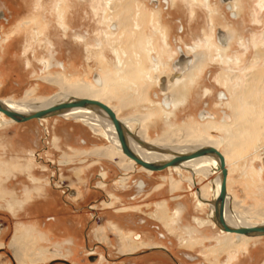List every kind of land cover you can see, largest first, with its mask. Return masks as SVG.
I'll return each instance as SVG.
<instances>
[{
  "label": "rangeland",
  "instance_id": "obj_1",
  "mask_svg": "<svg viewBox=\"0 0 264 264\" xmlns=\"http://www.w3.org/2000/svg\"><path fill=\"white\" fill-rule=\"evenodd\" d=\"M164 1L156 7L152 0H0V11L5 13L0 20V98L36 104L63 93V84L71 90L85 86L91 99L107 103L122 118L135 119L138 123L132 129L145 128L148 140L167 136V142L212 145L227 159L235 208L249 214L252 222L262 223L264 8H258L257 0H235L232 16V9L220 0H210L213 12L203 6V0ZM59 4L65 7L66 27L58 22ZM159 15L162 24L170 26L173 48L194 47L198 59L193 73L201 75L187 91L182 83L174 84L173 97L184 101L189 91L191 95L171 118L175 108L163 109L158 86L140 75L137 58L144 59L142 69L156 64L142 47L139 31L133 34L126 22L140 20L141 29L156 39L152 48L158 50L157 62L169 67L174 54L164 52L159 37L153 35ZM113 24H121L114 38L107 35ZM218 31L230 36L227 47L217 40ZM114 47L122 59L120 75ZM156 69V78L170 74L169 68ZM96 74L99 84L94 81ZM207 89L210 94L205 95ZM202 110L212 111L215 118L201 119ZM1 122L0 116V264H95L91 254L102 264H222L228 256L231 264H264V237H249L238 244L235 234L220 231L222 235L214 229L209 206L188 182H200L203 196L211 199L203 177L185 169L146 172L121 153L112 159L98 157L93 152L114 150L115 145L74 119L53 116ZM94 202H98L96 210L90 211ZM118 208L125 212L117 213ZM116 227L142 237L145 244L136 248L140 254H121L134 243L122 238ZM204 235L212 240H204ZM102 239L107 240L109 252L101 245L89 249ZM155 241L176 255L159 251L164 259L158 251L142 253ZM247 244V251L237 252ZM59 248L63 255L54 252ZM214 248L220 261L210 252ZM108 258L116 262L109 263Z\"/></svg>",
  "mask_w": 264,
  "mask_h": 264
},
{
  "label": "bare ground",
  "instance_id": "obj_2",
  "mask_svg": "<svg viewBox=\"0 0 264 264\" xmlns=\"http://www.w3.org/2000/svg\"><path fill=\"white\" fill-rule=\"evenodd\" d=\"M221 1L224 2V3H227L226 5H228L229 9L230 8L232 9V16H235L236 13H235V11L232 8L231 0H221ZM166 2H168V1H166ZM194 2H196V1L193 0L192 4H194ZM236 3L237 2L233 3V7L234 8L236 7ZM187 4H189V3H187ZM203 5L208 8L209 12H213L214 11V10H211L212 6H211L210 0H203ZM257 5H258L259 9H263L264 8V0H257ZM110 9L111 8L109 6V10ZM57 11H58L57 14H58V16L60 18V20H58V22H60V26L66 27L65 21H64L65 16H66L65 15V13H66L65 12V7L63 5L59 4L58 8H57ZM151 14H152L151 19H154L153 15H155V14H153V13H151ZM141 16H143V15H141ZM134 19H135V17H134ZM126 22H128L127 23V27L131 28L130 31L132 33H136L137 31H139V33H140L139 34L140 35L139 39L143 40L142 41V43H143L142 47L145 49L146 52L150 51L151 47H154V44H152L153 43V41H152L153 37L149 36V35H145L143 33V31L141 29L142 28V24L139 22V20L138 21L137 20H134V21H130L129 20V21H126ZM130 22L131 23L134 22V23H132V26H130ZM156 23H157V26H155V28H156L157 31H160V33L162 34L161 38L165 42V36H166L165 35V26L160 22V20H156ZM120 26H121V24L120 25L118 24V28ZM110 31L107 33V35H111L114 38V35H115L114 31L115 30H113L111 28V26H110ZM223 33L225 35L224 38L222 37ZM218 38H219V41H221L222 44L226 45L228 43V36H227L226 32L219 31L218 32ZM113 41H115V40H113ZM229 41H230V36H229ZM254 42L256 43L255 39H254ZM228 45H229V43H228ZM89 46H91V45L89 44ZM221 46L222 47H227V46H223V45H221ZM162 47H163L164 52H167V53L169 52V51H167L166 48H164V46H162ZM162 47H160L161 50H162ZM121 49H122V47H121ZM188 49L192 50L194 52V50H193L194 47L188 46ZM223 49H225V48H223ZM112 51L117 56L116 58L118 59V75H120V73H119L120 69H121V67H123L122 66L123 65L122 64V59L119 58V57H121L120 56V51L116 47L112 48ZM259 54L260 53L257 52V56L255 57V59L256 58L258 59ZM194 55H196V54H194ZM138 56L140 57L141 55L139 54ZM219 56L222 57L221 54H219ZM196 59H198V58L195 57V61H196ZM142 61H143V57L138 60V64L140 66L142 65ZM191 62H192V57L186 56V55H184L182 53V58L180 60L176 61V63L174 64V68L176 70V73L173 74L171 76V78H170L171 81H174L175 79L179 78V79L176 80L175 83H182L184 88H185V91H187L189 83L191 81H194L195 78L200 75V74L198 75V73H197V76H196V74L193 73V70L196 67V63H193V65L191 67ZM255 62H256V60H254V63ZM155 64L156 65L154 66V68H150V69H142L141 68V73L144 76L148 77L149 79H152V80L156 81V79H154V76H153L152 72L154 70H157L156 67L157 68H161L162 66H165L166 64H164L163 61H160L159 63L157 62ZM190 67H191V69L189 70ZM199 69H200V67H199ZM187 70H189V71L186 72ZM258 76H259V74L257 72L252 75V77H253L252 80L254 81V84L256 83ZM100 80H101L100 76L98 74H96L94 76L95 83L99 84ZM250 82H251V78H248L247 79V84H249ZM62 87L65 89L63 93L56 94V95L52 96V98H50L48 101H41V102L36 103V104H33L32 101H19V100H14V99H1V98H0V100L3 103V105L6 106L7 108H9V109H11L13 111H17V112L26 114V113H32L34 111L46 109L48 107H51L53 105H56L58 103H61V102L67 101V100H71V99H74V98H80V96H78V95L75 96L73 93L81 92V94L86 95V96H83V97H89V96H87L88 94H86L88 88L85 87V86L75 87L74 90L69 89L68 88L69 86H67L65 84H63ZM207 91L208 92L205 95L210 94L209 93L210 90L207 89ZM70 94L73 95L74 97H71ZM165 96H167L169 98L170 94L165 95ZM174 96H175V100H174L175 105H177L178 103H181V100H178V98L176 97L177 95L174 94ZM222 97L226 98V94L224 93ZM171 102L172 101H169L170 104H171ZM165 104L166 105H170V104H167V103H165ZM204 112H206V110H203L200 113L201 119L210 118V117H208L209 114L206 115L207 117L201 115ZM3 114L4 113H2L0 111V116L2 118V122H1L2 125L10 124V123H13L15 121L14 119L6 116L5 114H4L5 115L4 116ZM223 114L225 116V119L227 121H229L230 118H228V115L226 114V112H223ZM53 116H59V117L65 118V119L68 118V119H74V120L80 121L84 125L89 127L92 130V132H94L97 135L106 137L109 140V142H111V143H113L115 145V148L112 146L114 148V150L110 149V147H107L104 150L102 149V150H97V151L93 152L94 155H96L98 157H104V158H111L112 159V158L115 157L116 154L121 153L128 161L131 162L132 165H136L137 164L133 159H131L130 157L128 158V156L123 153V151L121 149V143H120L119 138H118L116 127L113 124V122L110 120L109 116L107 115V113L104 110H102V109H100L98 107H95V106L74 107V108L62 110V111L58 112L57 114L52 115L50 117H53ZM45 118H49V117H45ZM45 118H39V119L41 120V119H45ZM211 118H213L212 114H211ZM121 121L125 124L127 129L132 133V134L126 133L127 140H128L130 148L137 155H139L143 160L148 161V162L170 161L172 159H175L178 154L193 153L194 151H196L197 149H199V148H201L203 146H208L207 144H198V143L195 144V143H192V142H178V141H175V140L172 141V142H167L166 140H168V138H169L167 136H162V137H160L157 140H152L151 141V140H148L146 138L145 128L141 127V129L138 131V134L135 133V132H132L130 130L131 124L134 123V122H137L135 119H132V118L124 119L123 118ZM15 122H17V121H15ZM230 122L231 121H229V123ZM133 141H135L136 143H133V145H132ZM201 142L207 143L205 141H201ZM175 143H180V144H175ZM225 163H226L225 165L227 167V159H226V157H225ZM263 163H264V158H263ZM220 165H221V163H220L219 157L216 156V155H210L209 154V155L193 157V158H190L188 160H185V161L181 162L179 165L171 166V167L166 168V169L173 168V169H177V170L185 169L188 172L191 171L193 176H198L199 175V176L203 177L208 182L209 189L211 191V201H210V199L205 198V195L203 196V193H204L203 192V185L200 182L199 183H195L193 180H190V179L188 180V182L191 184V186L194 187V189H195L194 192L196 193L198 198L202 195L201 196L202 197L201 200L203 202H205L204 204H206V207H207V205L209 206L208 217L213 221V223L217 227H218V225L215 222V208H216L215 207V199L217 198V196L220 193L222 179H223L222 169H221ZM138 166H140L141 170H143V171H146V172L147 171L148 172L153 171V170H149V169H147V168H145V167H143L141 165H138ZM121 168H123V166ZM129 168H132V166H125L124 169H129ZM227 170H228V168H227ZM228 176H229V170H228V174H227V195H226V203H225V220L228 223V225H230L232 227H242V226L249 227V226H255V225L264 224V221L262 223H258V224L252 222L251 221L252 220L251 216L249 214L241 212L240 210L235 208V205H236L237 202L233 201L234 199H233V197L230 194V191H229V188H228ZM205 194H206V191H205ZM122 210H124V209H122ZM222 231H224V230H222ZM224 232H228V231H224ZM228 234H229V236L232 235V234H235L237 241L241 240V238L244 239L246 237H264V235H244V234H238V233H232V232H228ZM237 243H239V242H237Z\"/></svg>",
  "mask_w": 264,
  "mask_h": 264
},
{
  "label": "water",
  "instance_id": "obj_3",
  "mask_svg": "<svg viewBox=\"0 0 264 264\" xmlns=\"http://www.w3.org/2000/svg\"><path fill=\"white\" fill-rule=\"evenodd\" d=\"M162 85L161 87L165 89V78L162 79ZM168 98V97H166ZM87 106H95L102 110H104L107 115L109 116L110 120L113 122V124L116 127L117 134L119 141L121 143V149L124 154H126L128 157L133 159L138 165H141L149 170L153 171H160L163 169H166L171 166L179 165L181 162L188 160L193 157L203 156V155H216L220 159V167L222 169V184L220 193L215 199V222L218 225V227L224 231L232 232V233H238V234H244V235H264V224L255 225V226H249V227H232L228 225V223L225 220V203H226V195H227V174L228 170L225 163V156L223 153L217 149L216 147H213L211 145L203 146L193 153H184V154H178L175 159H172L170 161H160V162H148L143 160L139 155H137L129 146L127 135L126 133L132 134L125 124L120 120V118L117 116L114 109L109 106L107 103L97 100V99H91L87 97H80V98H74L71 100H67L61 103H58L56 105H53L51 107H48L46 109L34 111L32 113H20L17 111H13L6 106L3 105V103L0 100V111L4 113L6 116L14 119L17 122H26L32 119H39V118H45L50 117L52 115L57 114L58 112L70 109L74 107H87Z\"/></svg>",
  "mask_w": 264,
  "mask_h": 264
},
{
  "label": "flooded vegetation",
  "instance_id": "obj_4",
  "mask_svg": "<svg viewBox=\"0 0 264 264\" xmlns=\"http://www.w3.org/2000/svg\"><path fill=\"white\" fill-rule=\"evenodd\" d=\"M153 2H157V5H156V7H159V3H160V0H152ZM166 1H168V2H166ZM175 2L174 0H165L164 2H166L167 4H169V2ZM221 1V0H220ZM222 2V1H221ZM235 2V0L234 1H231V5H232V8H233V3ZM226 4L227 3H225V6H226ZM204 6V5H203ZM205 7V6H204ZM206 8V7H205ZM155 13H158V10H156V12ZM154 13V14H155ZM159 14V13H158ZM193 14H194V12H193ZM156 16V15H155ZM195 15H193V17H194ZM151 17H152V14H151ZM150 17V18H151ZM5 18V13L3 12V11H0V20L1 19H4ZM159 18H160V15H159ZM162 18H160V19H158L157 18V20H160V22L161 23H163L162 21L163 20H161ZM140 21V20H139ZM116 24V23H115ZM115 24H113V25H111V28L113 29V30H115L116 28H117V26L118 25H115ZM142 24V23H141ZM153 29L156 31V33L155 34H153V35H156V37L158 36L159 38L158 39H160V41L161 42H157V43H160L162 46H164V48H166L167 49V51H169L168 52V54L169 53H171V54H174L173 55V58H172V61H170V64H169V67L167 66V65H165V66H162L163 67V69H165V68H169V70H170V74L169 75H165V76H159L158 78H156L155 77V73H157L156 72V70H154L153 72H152V74H153V76H154V79H156V81L155 80H152V79H149L148 77H146V76H144L142 73H141V69H140V75H142V76H144L145 78H146V80H151V81H153L157 86H158V88H159V92L160 93H162V98L160 99V106L163 108V109H165L166 111H170L172 108L171 107H173V109H174V111H173V113L170 115V118L175 114V111L180 107V106H183V105H185L186 104V102L187 101H189V95H191V92L189 91V93H187V95H186V97H185V99H184V101L183 100H181V103H178V104H180V105H178L177 107H176V105H175V102H174V100H175V97H173V95H172V93H171V89L173 88V86H174V84H176L175 82H176V80L177 79H179V78H177V79H175L174 81H171L170 80V78H171V76L173 75V74H175L176 73V70H175V68H174V64L176 63V61H178V60H180L181 58H182V53L184 54V55H186V56H190V57H192V62H191V67H192V65H193V63H194V61H195V55L193 56V54H194V52L192 51V53H191V50L189 51L187 48H188V46L187 45H185L184 44V47L183 46H181L180 48H173V45L171 44V42H170V38H169V33H170V26L169 25H167V27L165 26V42L162 40V38H161V36H162V34L160 33V31H157L156 30V28H155V26L153 27ZM183 30H184V26H182L181 27V32H183ZM143 31V30H142ZM219 32V31H218ZM143 33L145 34V35H147V33H145V31H143ZM134 34V33H133ZM215 34H216V38H217V40L219 39L217 36H218V33H216L215 32ZM227 34V33H226ZM228 36V43L230 42L229 41V35H227ZM222 37L224 38L225 37V35H224V33H223V35H222ZM0 38H1V35H0ZM154 38V37H153ZM3 40H5L4 38H3ZM2 40V41H3ZM6 41V40H5ZM153 41V43H155L156 42V39H154V40H152ZM219 41V40H218ZM228 43L225 45V46H227L228 45ZM173 49V50H172ZM174 51V52H173ZM153 52H155L156 53V55H153ZM145 54V53H144ZM147 54L148 55H150L151 57H150V59H151V61L154 63V65H155V63H157V56H159L158 55V50H154L153 51V48L151 47V50L150 51H148L147 52ZM153 55V56H152ZM138 60L140 59V58H137ZM149 59V60H150ZM143 63H144V59H143V61H142V65L140 66L141 68H142V66H143ZM167 66V67H166ZM191 67L189 68V70L191 69ZM145 69H150V68H145ZM189 70H187L186 72H188ZM185 72V73H186ZM183 76V75H182ZM181 76V77H182ZM180 77V78H181ZM163 78H166L165 79V89H163L162 87H161V85H162V79ZM194 81H191L190 83H189V85L191 84V83H193ZM189 85H188V87H189ZM188 90V89H187ZM163 91V92H162ZM168 94H170V96H169V98H166L167 96H165V95H168ZM223 94H224V92H220V97L222 98V99H224V97H222L223 96ZM226 94V93H225ZM87 98H89V97H87ZM169 101H172L171 102V104L169 103ZM183 101V102H182ZM165 103H167V104H170V105H166ZM34 104V103H33ZM174 105V106H173ZM165 111V112H166ZM203 111V110H202ZM201 111V112H202ZM200 112V113H201ZM117 113V112H116ZM207 114H209V116L208 117H210L211 118V114L213 115V118H211V119H214L215 118V115H214V113L212 112V111H209V110H206V112H204L203 114H201V115H203V116H206ZM117 116L122 120L123 118L122 117H120L119 115H118V113H117ZM199 116H200V114H199ZM165 117H166V115H165ZM207 117V116H206ZM124 119H126V118H124ZM229 120H231V118L229 119ZM13 123H15V121L13 122ZM132 127H133V123L131 124V128H130V130L132 131V132H135V133H137L138 134V131L140 130H137V131H135V130H133L132 129ZM145 132H146V129H145ZM94 133V132H93ZM97 135V134H96ZM100 136V135H99ZM138 136V135H137ZM139 137V136H138ZM146 138L148 139V136L146 135ZM143 141V140H142ZM133 143H136L135 141H133L132 142V145H133ZM153 144V143H152ZM175 144H180V143H175ZM173 145V144H172ZM129 158V157H128ZM115 161V160H114ZM133 161V160H132ZM135 166H137V164L135 165ZM121 168V167H120ZM140 168V167H139ZM123 169V168H122ZM148 172V171H147ZM151 172V171H150ZM152 173V172H151ZM104 172H101L100 173V177H102L103 179L105 178L104 177ZM129 174H127V176H128ZM143 182H144V187H146V183H145V181L143 180ZM142 182V183H143ZM172 200H176L177 199V197H174V198H171ZM210 201H211V199H210ZM97 205H98V202H94V203H92L89 207H88V209L90 210V211H95L96 210V207H97ZM115 211L117 212V213H123V212H125V209L124 210H121V209H115ZM92 213V212H91ZM99 215V214H98ZM92 216H96V214H92ZM55 219V217L53 218V220ZM96 219H97V216H96ZM209 220V219H208ZM211 220V219H210ZM211 222L213 223V221L211 220ZM114 224V223H113ZM213 225H215L214 223H213ZM212 225V226H213ZM214 227V229H216V230H218V232L219 233H221V232H224V231H222L219 227H215V226H213ZM116 230H118V232L121 234V236H122V238L123 237H128V238H131V241H133V245L130 247V248H127V249H125V250H123L122 252H121V254H124L125 253V255H130V256H135V255H138V254H140V253H137V247H138V244H145L144 243V241H143V239H142V237L141 238H139L140 236H139V234L137 233V232H134V233H132V232H130V231H125L124 229H122V228H120V227H116L115 228ZM206 228H203V232H205L204 230H205ZM221 231V232H220ZM222 235H224L223 233H221ZM226 234H228V232L226 233ZM205 237H203V239L204 240H206V241H211L212 240V238H207L208 236L207 235H204ZM247 238H249V237H246V238H244V239H247ZM253 238H256V237H252L251 239H253ZM258 238V237H257ZM137 239H139V241L137 240ZM236 239V238H235ZM244 239H242L241 238V240H239L238 242H241V241H243ZM185 240V241H184ZM187 238H182V243H187ZM99 241H101V242H103V243H101V242H97V244L95 245V248L93 247V248H89L90 250H94V249H96V247H97V245L98 246H103L104 247V249L106 250V251H110V247H109V245H108V247L105 245V244H107V240L106 239H102V240H99ZM217 242H218V240H217ZM105 243V244H104ZM219 243V242H218ZM239 244V243H238ZM237 244V245H238ZM146 249L144 250V251H142V253H146V252H153V251H158V252H156L159 256H161V257H163L164 259H166V256L163 254V253H161V252H159V251H165V252H171L174 256L176 255L175 253H174V251H173V249H170L167 245H164L163 243H160V242H153V243H149L146 247H145ZM246 248V249H245ZM249 249V247H248V244L245 246V247H242V249H238V251L237 252H240V251H247ZM54 252H56V253H58V254H60V255H63L64 254V251H63V249L62 248H59V249H55L54 250ZM54 252H52V253H54ZM210 252L211 253H215L216 254V259H218L219 261L221 260L220 259V255H219V253L216 251V249L214 248V251L213 250H211L210 249ZM62 253V254H61ZM235 255V254H234ZM91 257H92V259H95L94 261V263L95 264H102V260L98 257L97 258V255H93V254H91ZM107 257H108V255H107ZM233 257V256H232ZM235 257H236V255H235ZM234 257V258H235ZM177 258V257H176ZM231 257L230 256H228V258L227 259H225V261L226 262H223V261H221V262H223L222 264H231L232 263V261H231V263L229 262V259H230ZM233 258V259H234ZM173 259H175L174 257H173ZM232 259V260H233ZM108 261H109V263H114V262H116L114 259H112V258H108L107 259Z\"/></svg>",
  "mask_w": 264,
  "mask_h": 264
},
{
  "label": "crops",
  "instance_id": "obj_5",
  "mask_svg": "<svg viewBox=\"0 0 264 264\" xmlns=\"http://www.w3.org/2000/svg\"><path fill=\"white\" fill-rule=\"evenodd\" d=\"M99 242H101V241H99ZM101 243H103V242H101ZM105 244V243H104Z\"/></svg>",
  "mask_w": 264,
  "mask_h": 264
}]
</instances>
